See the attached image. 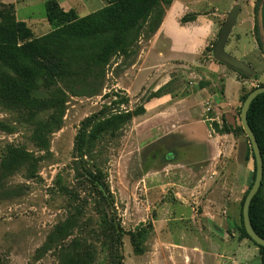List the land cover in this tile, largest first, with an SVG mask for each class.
I'll return each instance as SVG.
<instances>
[{"label":"rangeland","instance_id":"obj_1","mask_svg":"<svg viewBox=\"0 0 264 264\" xmlns=\"http://www.w3.org/2000/svg\"><path fill=\"white\" fill-rule=\"evenodd\" d=\"M176 1L182 4L181 12L164 23L156 36L143 37L137 53L113 56L98 94L68 97L62 126L50 135L47 149L39 148L32 134L51 111L32 112L0 102V161L9 145H21L38 159L34 175L22 166L0 180V264H60L58 248L44 253L39 248L57 223L75 215L74 235L91 237L96 246L93 264H112L94 196L71 197L61 189L79 188L76 135L83 121L108 103L105 95L112 91L129 97L122 109L141 105L146 109L97 146L116 220L126 231L152 225L141 251L135 249L130 235L122 236L123 263L214 264L229 254L235 241L250 240L242 237V208L256 164L240 120L241 94L243 89L249 92L264 84V54L255 29L257 18L264 37V0H260L258 17V0ZM236 5L240 11L226 50L255 70L248 78L213 53L228 13ZM171 6L177 4L173 1ZM194 13L199 15L198 23L181 22L183 16ZM19 17L44 22L45 6L23 7ZM191 26L212 29L205 46L202 33L193 37L187 32ZM53 27L38 24L33 32L39 36ZM189 42L194 51L184 48ZM215 64L237 75L238 104L217 105L225 96V76L213 68ZM261 197L264 201V177Z\"/></svg>","mask_w":264,"mask_h":264},{"label":"trees","instance_id":"obj_2","mask_svg":"<svg viewBox=\"0 0 264 264\" xmlns=\"http://www.w3.org/2000/svg\"><path fill=\"white\" fill-rule=\"evenodd\" d=\"M173 1L109 0L103 8L80 17L74 9L64 10L58 0H47L46 17L54 27L40 36H36L25 21L17 19L13 4H0V102L32 112L50 110L48 118L38 122L32 134L35 144L47 149L50 135L62 126L68 97L98 94L106 78V67L113 56L118 53L132 56L137 53L140 40L143 37L150 38L157 32ZM260 7L258 0L255 5L257 17ZM262 11L264 26V5ZM197 15L187 14L181 22L193 21ZM255 29L256 41L264 54V37L257 18ZM235 71L248 78L245 73ZM261 85L264 84L258 86ZM249 92L243 89L242 104ZM105 96L110 98L108 103L83 121L75 138V170L79 188L64 186L61 189L71 197L75 195L88 200L87 195L91 198L94 196L101 208L104 223L102 232L108 242L110 261L112 264H124L121 255L122 236L130 235L135 249L141 251L152 225L126 231L116 220L106 175L97 159V146L103 137L118 134L133 117L143 114L146 109L143 105L134 110L122 109L130 99L116 91ZM248 122L264 154V93L252 101ZM37 160L34 153L25 147L9 145L0 161V180L22 166H28L34 175ZM255 176L256 168L243 203ZM261 187L251 202L249 212L254 230L264 238ZM77 227V215L57 223L39 252L58 248L60 264H93L96 246L91 237L74 235ZM241 230L243 238H249L259 247L260 264H264V246L251 239L244 222Z\"/></svg>","mask_w":264,"mask_h":264},{"label":"crops","instance_id":"obj_3","mask_svg":"<svg viewBox=\"0 0 264 264\" xmlns=\"http://www.w3.org/2000/svg\"><path fill=\"white\" fill-rule=\"evenodd\" d=\"M47 0H0V3L2 4H13L15 7V13L18 20L25 21L34 31L33 27L34 25L38 24H48L50 26V23L46 17V21L37 23L35 20H33L31 17L28 18H21L19 17V9L23 7L33 6L36 4H42L45 6ZM59 4L64 10H70L74 9L77 14L81 16H85L87 14H90L94 11H97L104 6H106L109 2V0H58ZM177 2V3H176ZM174 4L177 6H174L173 8L167 9L165 17L163 19V22L157 32L160 30L162 25L164 23H168L170 19H173L178 12H181L182 4L179 1L174 0ZM172 7V6H171ZM197 21V22H196ZM200 21L199 15H197L196 19L193 21L194 24L198 23ZM194 26H191L188 28V31L190 34H193V37L197 35V33H202L205 36V41L203 46L206 45L207 40L206 37L210 34H212V29L206 30L203 28L202 30L194 29ZM157 32L154 34L156 36ZM40 36V35H39ZM196 38V37H195ZM189 52L194 51L193 49L194 44L192 42H189L184 47ZM224 64V63H223ZM226 65V64H225ZM223 65H213V68L217 69L220 72H223V75L225 76L224 84H225V96L223 100L217 101L218 106H222L224 103L226 104H238L239 103V97H240V89L241 84L239 80L237 79V75L226 73L225 69L221 67ZM230 82L233 84L231 89H229ZM209 83H207L208 85ZM206 85V86H207ZM206 86L204 88H201V91L206 90ZM200 88V87H199ZM216 263L214 264H260L261 262V253L258 246H256L252 241L248 239H242L240 241H235L233 245H231L229 249V254L224 255V258L222 260L217 259Z\"/></svg>","mask_w":264,"mask_h":264},{"label":"water","instance_id":"obj_4","mask_svg":"<svg viewBox=\"0 0 264 264\" xmlns=\"http://www.w3.org/2000/svg\"><path fill=\"white\" fill-rule=\"evenodd\" d=\"M239 11H240V5H236L228 13V18L219 33L217 42L214 46L213 53H214L215 58L218 59L220 62L232 67L235 70L241 71L248 76H253L255 74V70L250 65H248L246 62L239 59L238 57L230 54L226 50V44H227L229 35L231 33V30L237 19ZM261 93H264V85L257 86L255 89H253L252 91L248 93L241 107L240 120L250 140L253 153H254L255 164H256L255 180L243 203V208H242L243 222H244L245 229L248 235L251 237V239L254 240L257 244L264 246V238L260 236L254 230L252 226L251 218H250V212H249L251 202L254 196L259 191L261 184H262L263 177H264L263 153L261 151L257 137L248 122L249 107L252 101Z\"/></svg>","mask_w":264,"mask_h":264}]
</instances>
